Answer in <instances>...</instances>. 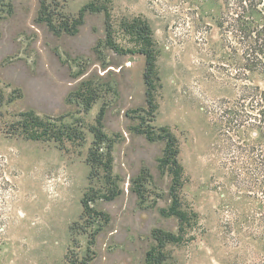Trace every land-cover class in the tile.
Masks as SVG:
<instances>
[{
    "label": "rangeland",
    "instance_id": "obj_1",
    "mask_svg": "<svg viewBox=\"0 0 264 264\" xmlns=\"http://www.w3.org/2000/svg\"><path fill=\"white\" fill-rule=\"evenodd\" d=\"M196 2L0 0V264H253L264 255L257 131L237 126L220 3ZM90 3L102 8L82 14ZM142 50L153 58L151 106L144 64L125 65ZM30 111L47 129L22 128ZM165 130L176 138L174 190L169 165L159 166ZM45 132L50 140L32 138ZM175 196L182 223L163 213ZM154 229L179 240L161 244Z\"/></svg>",
    "mask_w": 264,
    "mask_h": 264
},
{
    "label": "trees",
    "instance_id": "obj_2",
    "mask_svg": "<svg viewBox=\"0 0 264 264\" xmlns=\"http://www.w3.org/2000/svg\"><path fill=\"white\" fill-rule=\"evenodd\" d=\"M220 3L222 12L217 18V24L220 28L221 40L224 45L231 49L233 57L235 60V65L237 67V80L239 81L240 95L238 97L237 104V116L236 122L237 126L240 127L245 124V122H250L252 126L256 129L258 139L251 147V159L254 165V173L256 174V181L260 182V185L264 188V0H215ZM183 2H188L190 8H198L199 4L196 0H183ZM41 5V4H40ZM97 9L102 8V6L96 3H90L83 7V11L86 9ZM41 11L42 5L39 8ZM45 12L41 11V16ZM48 21V26L54 32L56 28L51 20L45 18ZM76 28H66L68 32H74ZM107 32H110V27H107ZM133 53V52H132ZM141 53L145 56V69L143 72L144 84L146 91V102L148 106L153 103L150 100V85L149 76L151 66L153 64L152 55L144 50L134 52ZM231 53V54H232ZM145 109V108H144ZM23 115L25 119L23 120L22 128L28 129H47V124L42 117L35 115L34 112H24ZM142 123V122H141ZM142 125L138 126V131L146 133L149 140H156L153 133L143 131L141 129ZM46 131V130H45ZM95 137V144L100 146L104 142L105 137L100 130ZM46 132L42 135L37 133V135L32 138L39 140L45 138L50 140L46 136ZM55 140L56 133H54ZM162 139H167L165 143V148L163 155L159 159L160 169H165L169 165V169L173 178L172 189L180 183V165L178 163L175 150L174 142H176L175 136L168 130H165ZM92 168L95 167L94 153L93 150L90 152L88 157ZM264 191V190H263ZM113 199V197L111 198ZM264 206V204H263ZM264 208V207H263ZM164 214L177 216L181 223L185 218V213L178 207V198L175 196L173 204L169 211L163 210ZM262 215L259 221L263 224L264 228V211L258 212ZM160 232L157 235V240L163 244L165 242L178 241L179 237L177 233L167 234L162 230H153ZM260 238H264V232L260 235ZM149 254V255H148ZM147 261H150V256L153 253L148 252ZM253 264H264V255L258 256Z\"/></svg>",
    "mask_w": 264,
    "mask_h": 264
},
{
    "label": "water",
    "instance_id": "obj_3",
    "mask_svg": "<svg viewBox=\"0 0 264 264\" xmlns=\"http://www.w3.org/2000/svg\"><path fill=\"white\" fill-rule=\"evenodd\" d=\"M140 61L144 64V68H143V71H144L146 61H145V56L143 54L134 53L127 57V62H129V67H133L134 64L139 63Z\"/></svg>",
    "mask_w": 264,
    "mask_h": 264
},
{
    "label": "flooded vegetation",
    "instance_id": "obj_4",
    "mask_svg": "<svg viewBox=\"0 0 264 264\" xmlns=\"http://www.w3.org/2000/svg\"><path fill=\"white\" fill-rule=\"evenodd\" d=\"M101 65H102V64H101L100 62H98V66L100 67ZM125 65H126V67H128V66H129V62L126 61ZM125 65H124V66H125ZM124 66L121 65V66L117 69L118 72H120V71L124 68ZM99 67H98V68H99ZM109 67L111 68V67H113V65H112V66L110 65ZM143 72H144V71H143ZM143 79H144V76H143ZM104 259H105V258H104Z\"/></svg>",
    "mask_w": 264,
    "mask_h": 264
}]
</instances>
